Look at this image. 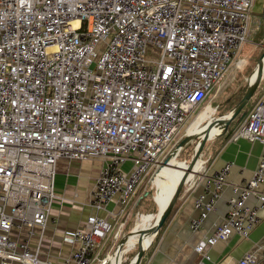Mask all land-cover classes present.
Masks as SVG:
<instances>
[{"label": "built area", "instance_id": "built-area-1", "mask_svg": "<svg viewBox=\"0 0 264 264\" xmlns=\"http://www.w3.org/2000/svg\"><path fill=\"white\" fill-rule=\"evenodd\" d=\"M254 3L0 0V264H55L40 256L45 237L35 228L45 231L53 212L60 159L102 160L90 205L101 211L117 199L126 209L181 151L213 89L242 64L260 23ZM231 138L260 141L263 151L252 178L232 186L224 221L197 246L206 259V245L249 238L261 221L259 207L246 202L254 194L264 206V91ZM204 170L185 187L194 189ZM230 170L229 163L206 179L192 231L216 210ZM115 228L93 214L84 228L66 231L73 246L62 264H103V246L121 235ZM258 260L251 251L238 264Z\"/></svg>", "mask_w": 264, "mask_h": 264}, {"label": "crops", "instance_id": "crops-1", "mask_svg": "<svg viewBox=\"0 0 264 264\" xmlns=\"http://www.w3.org/2000/svg\"><path fill=\"white\" fill-rule=\"evenodd\" d=\"M222 86V84L217 85L215 92L213 90L210 93L205 102L207 108H214L213 105L216 101H219L218 106L221 105V98L225 91H221ZM231 97L226 100L227 104L232 102L233 99ZM233 106L230 107L232 108ZM251 109L247 110L245 108V111L249 113ZM206 115L205 113L202 116ZM238 119L239 116L232 121L228 133L217 136L216 139L210 142L208 141L209 145H207L206 151L202 152L205 170L204 172L202 171L201 179L194 189L184 186L171 215L160 231L153 236L149 246L147 245L148 248L141 264H238V261L251 251H258L259 260L257 264H264V206L261 205V202L254 194L249 196L246 205L250 208L259 207L261 221L254 228L249 238H241L233 234L228 240L218 241L214 246L206 245V251L210 255V259L204 258L196 250L197 246L204 242L214 229L224 221L229 209L228 201L235 194L232 186L251 179L261 159L263 146L260 141L249 139L233 141L230 137L232 134L230 131L239 126L237 125ZM198 121L195 123L196 127L199 125ZM190 130H187V132ZM229 163L231 164V170L228 176V183L222 198L218 201L216 210L209 215L199 231H192L190 223L199 216V211L195 207V199L205 192L206 179L212 177L216 171L221 170ZM204 165L198 164L196 166L198 173L200 172V166L204 168ZM102 166L103 161L100 159L86 161L59 160L55 181L58 198L54 203L53 212L45 231L35 228L37 235L43 233L45 237L40 255L42 258H48L55 264H62L63 259L70 254L73 246L63 241L64 233L84 228L90 215L96 214L109 220L116 226V231L123 233L130 219L132 220L133 216L143 212L139 207L140 201H143L145 196L148 195L147 192L139 195L143 185L135 193L123 212L122 206L117 199L112 201L105 210L96 211L91 207L92 191L95 188ZM178 166L187 167L185 163L178 164L177 162L175 166L171 167L177 168ZM198 173L197 176H199ZM194 176L190 174L189 178L192 179ZM258 193L264 194V183L258 188ZM136 195L138 196L136 197ZM156 213L157 210L155 213L147 214L155 215ZM154 221L150 226H147L144 225L145 221L142 220V224H136L133 230L137 228L146 230L152 227ZM119 224L122 225L121 230L118 228ZM140 238L141 235H137L130 240L123 258L138 247L137 241ZM114 242L115 237L111 236L107 241L110 249H113ZM33 249H35V245H33ZM110 257L111 255L107 258ZM121 262H123V259H121Z\"/></svg>", "mask_w": 264, "mask_h": 264}, {"label": "rangeland", "instance_id": "rangeland-1", "mask_svg": "<svg viewBox=\"0 0 264 264\" xmlns=\"http://www.w3.org/2000/svg\"><path fill=\"white\" fill-rule=\"evenodd\" d=\"M253 17H255L256 19H258V18L260 19L259 28H258L256 34L252 36L250 41L246 44L245 48L242 50V53H241L242 64L239 66L234 64L233 67L231 68L230 72L228 73V75L225 78L226 81L224 80L225 82L222 83L223 86H222L221 91H223V90H225V91H224V94L222 95V98H221V105H220L221 107L218 106L219 101H216L213 105V107L216 109V112H215L214 108H207L205 111H202L203 107H199L198 109H196V111L192 114V116L190 118V121H189L190 123L192 122V120L194 119V117L197 115V113L199 111H202V112L193 121V123L190 126L188 125L187 130H190L191 128H193L194 124L198 120H199L198 123H200L202 121V119L205 117V116H202L205 113L207 115H209L212 112H215L214 117H219L222 114H225V115L228 114L230 111H232V109L236 106V104L240 101L241 97L243 96V93L246 90L247 80L252 75L254 69L256 68L258 59L261 57V55L264 52V0H255V3L253 5ZM215 89L216 88L213 89L214 92H215ZM263 91H264V80L261 82L260 87L257 90V93L254 95V97L251 99L250 103L247 105V107H246L247 110L251 109V107L255 105L257 100L262 96ZM228 96L229 97L232 96L231 98L233 99L232 102H230L229 104L226 103V100L229 98ZM230 106H233V107L231 108ZM204 123H206V122H204ZM207 124H209V123H207ZM195 127H196V124H195L194 128ZM197 129L198 128H196L195 130H197ZM187 130H184V132H183V134H185V136L188 135ZM190 131H192V129ZM185 136H184V138H185ZM214 139H216V137L209 140V142L214 140ZM209 142L206 143V146H205L203 152L206 151V149L208 147L207 145H209L208 144ZM198 143H199V138L196 137L188 146H186L185 148H182V150L179 152L178 156H176V157L173 156L172 158L175 157L177 159L176 162L178 164L185 163L186 166H188V164L190 163V161L192 160V158L194 156L195 148H196ZM201 159H203V156ZM199 164H201V160H200ZM164 165L165 164L161 165L159 168H156L152 172V174L147 178V181L146 180L143 181V186H142V189L139 191V193H140L139 195H143L146 192L148 193V195L145 196L144 200L140 201L139 207L143 212L137 214V216H133L132 220L130 219L129 224L125 228L121 237L119 239H115L113 249H110L109 243H107L106 245L103 246L101 253H100L101 258L106 259L109 255L113 254L116 251L118 243L122 239V237L127 235L129 232H131L133 230V228L136 226V224H138V223L142 224V220H144L145 221L144 225L150 226L151 223L154 221L157 213L155 215L154 214H147V213H155L157 210L158 204H157V202H155L156 200L154 201V197L157 196L156 194H157L158 189H157V186H156L154 181H155L157 175L160 173V170L162 169V167ZM176 169L179 170L183 175L186 173L185 168L183 169L180 166H178ZM178 180L179 179L172 180V182H176ZM137 196L138 195H136V197ZM155 203L157 204V206ZM137 250H138V247L133 249L128 254H126L123 258L122 264H124L125 262L129 263L130 261H132L136 255V253H137ZM93 264H97V262H95Z\"/></svg>", "mask_w": 264, "mask_h": 264}, {"label": "water", "instance_id": "water-1", "mask_svg": "<svg viewBox=\"0 0 264 264\" xmlns=\"http://www.w3.org/2000/svg\"><path fill=\"white\" fill-rule=\"evenodd\" d=\"M254 75H256V76L252 80ZM263 76H264V52L261 55V57L258 59L256 68L254 69L252 75L247 80V86H246V90H245L243 96L241 97L240 101L236 104V106L232 109V111H230L226 115L222 114L219 117L213 116V119L207 125L204 133H199V134H194V135H186L185 138L180 142L179 146L181 148H185L196 137L199 138V143L197 144V147L195 148L194 156H193L192 160L190 161V163L188 164L186 173L183 176L182 180L180 181L178 187L176 188L171 200L169 201L166 208L161 213L159 219L152 225V227H150L146 230L140 231L141 240H140V242H138L137 253H136L135 257L133 258V260L130 261L128 264H141L142 259L146 253L147 248H148V247L144 246V244L142 242V238L144 236L156 235L160 231V229L164 226L165 222L167 221V219L171 215V213H172V211H173V209H174V207H175V205H176V203H177V201H178V199H179V197L183 191L185 184L187 183L188 177L190 176V174L196 173L195 167L198 164L199 160H201V158H202V152L204 150V147L209 140L213 139L212 135H211L212 130L214 128H220L221 132L217 136H221L223 134L228 133V129H229L230 124L232 123V121L237 116H239L237 125H240L242 123V121L244 120V118L247 115V111H245V108L250 103L251 99L254 97L258 88L260 87ZM236 129L237 128L232 129L230 131V133H233ZM217 136H215V137H217ZM178 154H179V152H177V151L173 152L167 158V160L164 162V164L166 165L173 156L176 157V156H178ZM132 232L133 231L129 232L127 235L122 237V239L118 243V246H117L115 253H119L120 251H122L124 249V246L127 244L129 237L133 234ZM105 262L103 264H105Z\"/></svg>", "mask_w": 264, "mask_h": 264}, {"label": "bare ground", "instance_id": "bare-ground-1", "mask_svg": "<svg viewBox=\"0 0 264 264\" xmlns=\"http://www.w3.org/2000/svg\"><path fill=\"white\" fill-rule=\"evenodd\" d=\"M256 75L253 76L252 80L255 78ZM215 115V112H212L209 115H206L202 121L199 123V125H197L196 128H198L197 130H195L196 128L192 129V131L188 132V135H194V134H199V133H204L206 127H207V123H209L212 119L213 116ZM206 122V123H204ZM200 128V130H199ZM194 130V131H193ZM221 132L220 128H214L211 132L212 138H214L215 136L219 135ZM197 147V146H196ZM176 158H172L166 165H164L162 167V169L160 170V173L157 175L156 179H155V184L157 186V196L154 197V201L157 202L158 204V208H157V217L156 220L154 221V223L159 219L161 213L163 212V210L166 208L167 204L169 203V201L171 200L176 188L178 187L180 181L182 180L183 175L179 170H177L174 167L171 166H175L176 165ZM200 163V160L198 162V164ZM197 164V165H198ZM201 164L204 165V162L201 160ZM196 165V166H197ZM181 167V166H180ZM188 167V166H187ZM187 167H181V168H185V171L187 170ZM203 169V166H200V171ZM195 172L193 173V175H196L198 173V171L196 170L195 167ZM176 182H172V180H177ZM191 179L188 177L187 181H190ZM171 187V188H170ZM173 189V191H171ZM153 223V224H154ZM143 230V229H142ZM138 228L133 230V234L129 237V240L127 242V244L125 245L124 249L122 251H120L119 253H113L111 254L110 258L105 259V264H122L121 259H123V254L125 252V250L127 249L128 243L130 242V240H132V238H134L137 235H141L140 231ZM153 236H144L142 238V242L144 244L145 247H148L149 244L152 241ZM141 238L137 241L140 242ZM148 245V246H147Z\"/></svg>", "mask_w": 264, "mask_h": 264}, {"label": "trees", "instance_id": "trees-1", "mask_svg": "<svg viewBox=\"0 0 264 264\" xmlns=\"http://www.w3.org/2000/svg\"><path fill=\"white\" fill-rule=\"evenodd\" d=\"M231 137V136H230ZM124 264H128L127 262H125Z\"/></svg>", "mask_w": 264, "mask_h": 264}, {"label": "flooded vegetation", "instance_id": "flooded-vegetation-1", "mask_svg": "<svg viewBox=\"0 0 264 264\" xmlns=\"http://www.w3.org/2000/svg\"><path fill=\"white\" fill-rule=\"evenodd\" d=\"M121 235H122V233H121ZM121 235H120V237H121ZM120 237H119V238H120ZM119 238H118V239H119Z\"/></svg>", "mask_w": 264, "mask_h": 264}]
</instances>
